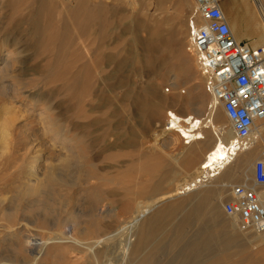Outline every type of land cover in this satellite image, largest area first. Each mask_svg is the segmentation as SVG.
Wrapping results in <instances>:
<instances>
[{"label":"rangeland","instance_id":"obj_1","mask_svg":"<svg viewBox=\"0 0 264 264\" xmlns=\"http://www.w3.org/2000/svg\"><path fill=\"white\" fill-rule=\"evenodd\" d=\"M195 8V0H0L1 257L11 258L26 239L76 224L85 228L83 239L117 232L138 204L183 182L182 170L194 174L197 154L179 165L174 156L184 141L167 127L170 112L206 118L213 102L189 50ZM228 11L234 23L239 18V38L258 44L259 10L232 1ZM176 96L194 105L181 106ZM213 114L221 135L228 117L219 105ZM35 162L42 177L50 168L54 175L43 190L25 193ZM234 165V179L207 182L154 208L134 233V260L264 264V238L253 240L225 203L215 220L193 210L198 192L227 182L226 202L230 185L250 181L246 158ZM217 205L210 202L211 213ZM99 208L103 216L95 217ZM11 226L23 232L21 241ZM210 233L211 247L191 256L190 247ZM52 246L56 256L44 255V264H88L73 247Z\"/></svg>","mask_w":264,"mask_h":264},{"label":"bare ground","instance_id":"obj_2","mask_svg":"<svg viewBox=\"0 0 264 264\" xmlns=\"http://www.w3.org/2000/svg\"><path fill=\"white\" fill-rule=\"evenodd\" d=\"M236 2L243 3V5L248 4V2L242 0H236ZM259 8L264 14V0H260ZM236 19L239 21V18L236 17ZM238 21L234 24V26H232V30L233 32L239 34L237 28V24H239ZM255 41L263 42L264 35L261 39H256ZM172 85L174 88H177L176 82H173ZM174 101L181 106L184 104L185 107L194 105L193 102H184V98L181 96H176ZM215 107L216 104L213 99L210 106L211 110L207 114L208 116L206 118L193 114L177 115L172 112L171 115L173 116V119H171L169 124L171 123L173 127H170L169 129L173 131L176 130L175 132L183 139V141L187 139V142H184L183 149L179 155L174 156L175 160L180 165L182 159L186 155L197 154L198 159L194 166V174L182 170L181 176L184 177L183 182L178 184L173 191L162 193L159 197L151 201L138 204L135 214L128 220L124 221V223L122 222L123 226L118 229L117 232L107 233L103 236H98L92 239H83L80 238L78 234L79 232H83V229L85 228L84 226L81 227V224L77 225L75 223V227L59 231L55 235L49 236L45 239L40 237H31L30 239H26V243H22L20 246L14 247V254L11 258L5 259L0 256V264H44L45 262L42 260L44 255H47L48 257H50L49 255L56 256L55 251L57 249L53 250L52 245H69L73 247L78 253H82L88 264H138L132 256L134 246L133 236L139 229L140 224L144 221V219L150 217L149 214L154 210V208L168 199L175 198L176 196H179V194H185L187 191H193L207 182L220 183V180H225V177L230 180L234 179L236 172L234 162L241 157L246 158V164L252 174L253 164L256 161V158L261 155L260 154L258 156L259 151L261 150L260 153L264 151V122L258 123L256 130L252 134L251 142L245 149L240 151L228 149V144L234 139L231 122L228 118L229 121L226 132L221 135H216L214 131L216 132V130H218V125L214 120L213 112ZM164 144L167 147L170 142L165 140ZM207 147H209V149L204 152ZM32 172L34 173V178L27 184L25 193H36L43 190L49 184L48 182H50L54 175L53 169L50 168L46 175L42 177L39 167H37V162H35L32 166ZM239 184H247L248 186L253 185L251 181ZM204 186L208 185L206 184ZM226 186L227 182L221 186L215 185L214 189H206L198 192L199 200L194 204L193 210L200 220L205 221L207 213H209L208 216L210 214L212 215V220H215V217L221 214L220 208L221 205H224L225 203L224 190H226ZM213 199L218 203V210L213 212L214 214L211 213L212 208L210 207V202ZM104 209L99 208V213H96L95 217H100L101 215L103 216ZM232 219L236 223V217H232ZM149 220L150 218L147 221ZM72 225L74 224H71V226ZM11 229V235L13 234L15 237L14 241L16 240L19 242L22 238H24L23 232L19 229V227L13 228L11 226ZM248 234L249 233H247V238H250L252 235L248 236ZM179 235L180 233H178V236ZM213 235L214 237L216 236V234L210 233L207 240H203L201 243L193 244L190 247V255L196 258L203 248H210ZM253 237V240L259 241L264 238V234L255 233ZM213 260L202 264H214Z\"/></svg>","mask_w":264,"mask_h":264},{"label":"built area","instance_id":"obj_3","mask_svg":"<svg viewBox=\"0 0 264 264\" xmlns=\"http://www.w3.org/2000/svg\"><path fill=\"white\" fill-rule=\"evenodd\" d=\"M224 0H195L189 23V50L194 54L205 87L231 122L234 139L228 149L240 151L264 122V44L253 46L238 39L222 7ZM259 8L260 0H253ZM170 112L168 129L173 127ZM184 138V136H183ZM187 142V139L184 140ZM252 186L233 184L224 205L241 228L264 234V151L253 164Z\"/></svg>","mask_w":264,"mask_h":264},{"label":"crops","instance_id":"obj_4","mask_svg":"<svg viewBox=\"0 0 264 264\" xmlns=\"http://www.w3.org/2000/svg\"><path fill=\"white\" fill-rule=\"evenodd\" d=\"M236 2V0H224L223 2H222V7H223V9H224V11H225V14L227 15V18H228V20H229V23H230V25H231V27L232 26H234V20L235 19H233L232 18V20H230V18H229V11H228V9H229V4H230V2ZM243 1H246V2H248V4L249 5H252V9L255 11V13L257 14L258 12H257V10H258V8H256L255 6H254V4H255V2L253 1V0H243ZM254 4H253V3ZM235 33V35H236V37L238 38V39H240L239 38V36H238V33H236V32H234ZM255 41V40H254ZM256 42V41H255ZM256 43H258V44H254L253 46H259V45H262V44H264V41L263 42H256Z\"/></svg>","mask_w":264,"mask_h":264}]
</instances>
